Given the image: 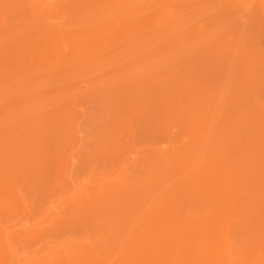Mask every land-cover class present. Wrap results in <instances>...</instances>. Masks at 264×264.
I'll use <instances>...</instances> for the list:
<instances>
[{"label":"rangeland","instance_id":"1","mask_svg":"<svg viewBox=\"0 0 264 264\" xmlns=\"http://www.w3.org/2000/svg\"><path fill=\"white\" fill-rule=\"evenodd\" d=\"M0 264H264V0H0Z\"/></svg>","mask_w":264,"mask_h":264}]
</instances>
